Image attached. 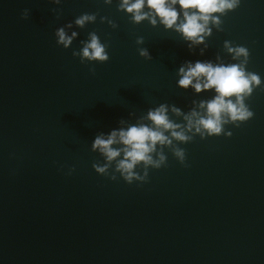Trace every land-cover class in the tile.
<instances>
[{
    "label": "water",
    "instance_id": "95a60500",
    "mask_svg": "<svg viewBox=\"0 0 264 264\" xmlns=\"http://www.w3.org/2000/svg\"><path fill=\"white\" fill-rule=\"evenodd\" d=\"M120 4L0 0V264H264V0L212 13L198 43L154 12L136 22ZM172 7L176 24L196 11ZM85 13L95 19L81 27ZM58 28L76 33L67 47ZM90 33L107 61L82 57ZM241 46L247 58L229 51ZM197 61L259 75L244 96L250 119L222 113L219 134L198 117L188 127L185 117L205 116L201 102L218 94L178 85L179 68ZM161 105L179 127L161 129L171 142L149 153L165 157L160 167L138 162L128 183L117 168L123 151L109 161L92 144L114 130L155 128L148 112ZM111 147L125 146L117 137Z\"/></svg>",
    "mask_w": 264,
    "mask_h": 264
},
{
    "label": "clouds",
    "instance_id": "9594fccd",
    "mask_svg": "<svg viewBox=\"0 0 264 264\" xmlns=\"http://www.w3.org/2000/svg\"><path fill=\"white\" fill-rule=\"evenodd\" d=\"M60 3V0H56ZM105 3H110L111 0H104ZM179 4L181 9H195L189 13L183 12V21L180 24H176L178 19V13L172 5ZM240 0H121L119 7L124 8L127 12L133 14V19L136 22H140L146 17H151L153 12L155 16L160 18L161 23L166 28H171L176 25L177 30L183 33V35L194 43L201 41V33H205V25H207L212 13L224 12L225 9L234 10L239 6ZM145 5L151 10L150 12H143L142 9ZM28 17V10L25 9L22 12V18ZM214 21L216 17H211ZM95 13L82 14L75 20L77 25L81 27L85 21L94 20ZM151 22L154 24L155 19ZM71 27V25H67ZM58 36V43H62L67 47L76 33L73 32L72 36L65 34L63 28L56 30ZM91 40L88 42L81 51L82 57H86L89 60H97L105 62L109 59L105 52L104 45H102L98 37L90 33ZM138 42H142V38H138ZM229 51H235L237 55H243L246 58L249 56V50L246 47H237L235 50L229 49ZM77 53H73L76 55ZM142 56H147L146 50H141ZM247 63V59L245 60ZM94 71V69H90ZM179 74L181 78L178 81V85L187 88L189 85L197 91L201 89L215 88L218 93L210 101L201 102V106L206 108V115L199 116L195 111L186 116L188 120V127L193 124V117H198L195 121L196 124L207 129L209 134H219L222 131V113L227 114L228 118L232 121L245 122L253 116V112L249 110L248 106L244 103V96L250 95L253 91L252 84L260 85L261 80L258 74L249 73L251 80L245 77L244 68L240 65L232 64L229 66H213L211 63H201L197 61L194 65L188 64L187 68L180 67ZM201 77H204L206 82H201ZM193 78L196 79V83H193ZM236 96L237 102L233 103L231 100H226V97ZM175 112H179V109H173ZM166 109L164 105H161L155 110L148 112V119H150L155 125V128H150L146 125L130 126L127 130L112 131L107 139L102 136H97L92 144V147L99 148V150L105 154L107 160L111 161L113 158L120 155L121 151L124 153V158L121 159L117 168L124 175L125 180L128 183L132 182V178L136 176L132 170L138 162H144L145 164H153L156 167H160V162L165 160L163 155L160 156V162L154 161L149 153L155 150V145L168 144L171 141L163 134L164 130H173L179 127L177 124H173L165 114ZM223 122H227L224 120ZM239 125H237L238 127ZM199 131V128H197ZM171 135L178 140H186L182 131H172ZM121 142L125 147L123 149H114L111 145L117 142ZM176 156L180 157L181 161L184 159L183 151L177 150ZM98 172H104V168H98ZM138 179H146L145 177H137ZM114 179V177H113Z\"/></svg>",
    "mask_w": 264,
    "mask_h": 264
}]
</instances>
